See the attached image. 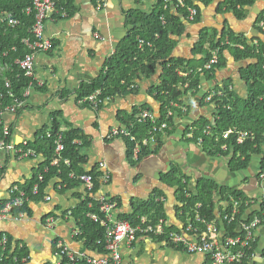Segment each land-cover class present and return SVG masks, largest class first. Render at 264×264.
Here are the masks:
<instances>
[{"label":"crops","instance_id":"crops-1","mask_svg":"<svg viewBox=\"0 0 264 264\" xmlns=\"http://www.w3.org/2000/svg\"><path fill=\"white\" fill-rule=\"evenodd\" d=\"M157 1L103 0L101 6H97L95 0L64 1L69 2V9L65 10L66 18H53L45 23L44 36L50 41L51 49L34 56L35 85L24 92L25 101L16 112L5 111L2 115L5 128L11 129L9 143L18 147L34 142L37 134L50 126L51 115L58 117L60 132H80L88 144L82 152L86 159V170L96 169L101 174L100 187L92 196L93 200L97 202L98 198H103L112 203L114 220L118 216L130 215L133 201L146 202L155 192H161L163 196L159 201L163 203L164 227L174 233H186L184 230L190 219L185 214L182 222L181 206L175 200L176 187H171L164 178L171 172L186 182V189L192 195L201 180L211 181L218 188L232 190L250 202L243 217L247 213L248 217L264 214V180L259 178L264 165V145H260L258 154L251 156L247 168L235 171L230 166L233 155L231 150L224 156H210L193 138L187 137L186 131L196 122L214 125L215 107L204 97L223 90L224 85L239 102L247 99L248 85L242 79L241 71L253 62L236 61L228 50L218 54L217 50L209 49V42L216 43L224 34L233 33L243 36L248 44L256 40L264 44V34L257 30L258 17L264 11V0H256L247 9L243 20H237L232 12L221 7L225 0H210L208 3H204V0H189L197 7V10L194 8L196 18L191 22L187 15V20H182L177 14V10L184 8L168 6L170 15L180 18L181 23L180 32L176 36H168L169 42L173 44L168 60L198 67L204 53L211 56L217 52L220 69H215L210 79L200 75L197 93L180 89L181 105L177 109L185 116L180 119L175 117L172 125L161 132L158 138L155 137L157 142L154 145L143 148L155 152L140 161H134L133 154H130L128 139L123 136L109 139L108 135L112 130L121 129L129 133L126 125L131 119H136L141 111L149 112L156 120L163 115L164 108L153 91L162 81L160 67L157 66L156 72L149 78L141 77L133 81L130 90L134 89L135 93L108 97L97 108L80 104L76 100L75 93L80 84L96 83L105 73L106 63L122 41L135 29H140L138 23H130V18L138 15L152 17L158 11ZM204 34L209 41L205 40L200 50L199 44ZM139 36L137 41L140 40ZM200 70L196 72L200 73ZM178 76L183 77L184 74L178 73ZM38 83L42 86L39 87ZM208 130L209 135L205 136L213 137L209 127ZM189 133L193 136L192 129ZM0 162L3 164L0 207L9 199L8 190L12 186L21 189L46 172L41 155L19 159L12 154L1 153ZM99 164H103V167ZM43 193V197L36 203L26 204L27 211H21L20 208L0 220V236L6 235L10 252H23L21 260L14 264H59L58 244L78 258L104 256V249L101 252L86 243L71 216L72 210L85 198V186L68 190L62 187L59 179L53 178L46 183ZM212 198L214 219L207 224H215L220 238H223L225 224L220 214L233 197L229 196L226 200L216 192ZM192 229L203 233L205 225L195 220ZM75 231L79 233L75 234ZM254 233L252 264H264V225L259 226ZM186 239L189 243H196L194 238ZM117 252L121 264H210L205 253H187L141 235L136 236L131 244L124 241L119 243Z\"/></svg>","mask_w":264,"mask_h":264},{"label":"trees","instance_id":"trees-1","mask_svg":"<svg viewBox=\"0 0 264 264\" xmlns=\"http://www.w3.org/2000/svg\"><path fill=\"white\" fill-rule=\"evenodd\" d=\"M33 1L0 0V16L10 15L18 22L15 28H10L6 24L0 23V140L3 139L7 142H9L11 129L5 128L2 123V115L7 108L23 103L25 101V98H23L24 92L31 85H35L34 80L27 79L16 64L18 60L29 54V50L22 43V40L30 37L29 31L33 23V14L26 15L25 10L31 8ZM209 1L204 0V3ZM157 2L158 11L152 17L138 15L130 18V23L132 25L138 23L141 26L140 29H135L122 41L113 57L106 63L105 73L96 83L90 85L80 84L75 93L77 101L97 91L100 92L98 98L101 101L108 97L112 98L114 95L135 93L134 89L130 90L133 81L141 77L144 79L149 78L156 72L158 66L162 69V81L160 86L153 91L164 109L163 115L156 120L157 125L166 123L169 128L175 117L180 119L185 116L177 109V106L181 105L179 101L181 97L180 89L183 91L192 90L197 93L200 88V75L210 79L215 69H220V61L218 60L217 65L211 71H205L203 66L210 59L211 56L209 54L204 53L198 67L189 66L188 64L184 65L175 60H168L169 51L173 47V44L168 40V36H176L180 32L181 23L180 18L170 15L169 10H163V0H158ZM255 2L256 0H225L221 7L225 11L232 12L237 20H243L247 15V9L251 8ZM58 4L66 11L69 9V2L59 0ZM189 7L197 10V7L189 0L185 1L184 10H177V14L183 18L182 20H187L186 8ZM263 14L264 11L258 17L257 24L262 20ZM257 30L259 33L264 34L263 28L258 26ZM137 36L140 39L138 41ZM206 36L204 34L199 44L200 50L203 49L202 44H204ZM222 42H226V44L221 45ZM149 44L150 47L148 46ZM238 47H241V49ZM209 49L217 50L218 54L222 50H228L236 61L250 60L253 62L252 65L241 71L242 79L248 85V97L244 102H239L235 95L224 85L223 90H221V98L214 95L209 101L214 105L216 111L214 125L209 122H196L187 128L186 131L189 133L190 129H192L193 140L200 139L202 148L210 156H224L228 150H231L233 153L230 162L232 170H244L247 168L251 156L258 154L260 145H264V44L260 40L248 44L243 36L227 33L223 35L220 41L216 43L214 41L209 42ZM197 69H201V72L197 73ZM178 73L184 74V76L180 77ZM206 97L207 95L204 98L206 99ZM167 111L171 112V117H166ZM50 118V126L42 129L37 134L34 142L19 146L23 151L33 152L35 156L41 155L44 158L46 168V172L42 173L43 180L39 184L37 195H32V187L37 181L36 178L32 183L23 186L21 189L25 191L28 202L36 203L43 197L45 185L50 179H59L62 187L65 186V189L71 190L84 185L83 178H89L92 190L90 193L87 192L85 198L72 210L71 216L86 243L102 252L105 230L99 224L91 222L86 217L88 213H97L98 204L94 202L93 197L100 187L101 174L96 169L86 170V159L84 153H82L87 149L88 145L85 137L78 131L60 132L58 117L51 115ZM130 121L126 127L131 137L137 142L145 139L151 130L150 124H137L135 119ZM130 125L133 127L131 128ZM207 126L212 131L213 137L203 135V130ZM5 130L8 132V136H4ZM228 130H231L232 134L224 140L222 135ZM238 132H247L250 135L240 145L236 144V133ZM158 135L159 133H156L155 137L158 138ZM58 136H60L61 150L56 152L54 142ZM251 136L253 139H251ZM75 141H80L82 143L81 146H76ZM130 145L128 148L130 154H132L134 145L132 143ZM222 148L225 149L223 150ZM154 152L155 150L143 149L136 162ZM236 153L239 154L238 158H236ZM53 161H57L55 166H51ZM164 178L169 181L171 187H176L175 200L180 204L182 210V217L180 218L184 223L182 218L187 214L191 226L195 225L194 217L196 214L206 223L213 221V193L219 192L220 196L226 200L229 196L233 198L239 197L238 193L218 188L214 183L207 180H201L198 183L195 194L192 195L186 189V182L182 178H178L175 172H171ZM162 196L161 192H155L146 202L133 201L131 203L132 213L118 216L117 221L125 222L132 228L156 225L159 220H164L163 203L159 201ZM26 204L22 206L21 211H27ZM88 204L92 205V209H88ZM196 204L201 205L198 211L195 209ZM244 211L245 209L240 210L236 223L240 222ZM142 218L146 219L144 224L141 222ZM224 228L228 236L235 233L234 225L226 227L225 224ZM170 232H172L171 229L165 228L166 234L164 236L154 237L148 235L147 237L160 244L162 241H166L167 234ZM177 234L179 233L177 232ZM136 236H140V234L137 233ZM252 246L249 256L254 253ZM22 255L23 252L20 250L11 253L9 245L5 250L0 247V264L17 263L21 260Z\"/></svg>","mask_w":264,"mask_h":264},{"label":"built area","instance_id":"built-area-1","mask_svg":"<svg viewBox=\"0 0 264 264\" xmlns=\"http://www.w3.org/2000/svg\"><path fill=\"white\" fill-rule=\"evenodd\" d=\"M59 0H34L31 8L25 10L26 15L33 14V23L29 31V39L22 40V43L28 48L29 54L25 55L21 60H18L16 64L20 67L24 76L27 79L33 80L34 71V56L41 52H48L51 49V43L44 36V26L47 20L53 18H66L67 13L65 9L59 6ZM68 1V0H62ZM186 0H163V10H166L169 5H173L177 9L185 8ZM103 0H95L97 6L102 5ZM188 21H193L196 18V10L192 7L186 8ZM0 23L6 24L10 28H15L18 22L13 19L10 15H1ZM259 27L264 29V14L262 15V20L259 21ZM141 44V43H140ZM241 49V47H238ZM218 63L217 52H214L208 62L203 66L205 71H211ZM201 71V70H200ZM39 87L42 86L41 83L37 84ZM100 92L97 91L94 94L80 100L78 103L83 105H91L93 108H97L102 102L99 100ZM216 95L221 98L222 92H213L210 96L206 97V101H210L211 98ZM22 106V103H18L6 109L7 112L14 113L18 108ZM170 111H167L166 117H171ZM137 124L149 123L151 130L148 132L147 137L140 142L135 141L131 137L130 132L125 130H112L108 138L114 139L115 137L123 136L129 140L130 143L134 144L132 150V156L134 161L138 159L140 152L143 148L149 145H154L156 143L155 135L156 133H161L168 129L166 123H161L157 125L156 119L147 111H141L137 118L135 119ZM132 128L133 126L130 125ZM127 131H129L127 129ZM8 132L4 131V136H8ZM232 134L231 130L226 131L222 138L226 140ZM203 135H209L208 127L204 129ZM250 135L247 132L236 133V144H242ZM187 137L192 139V134L188 133ZM252 139V136H251ZM197 145H201V140L197 139L195 141ZM54 144L56 145V152L61 150L60 136L57 137ZM76 146L80 147L81 142L75 141ZM23 144L22 146H24ZM224 149V148H222ZM9 153L14 157L19 159H27L34 157V153L31 151H23L20 147H13L6 140H0V154ZM57 161H53L51 166H55ZM103 167V164H99ZM3 171V164L0 162V176ZM261 180H264V165L262 172L259 175ZM42 176L37 178L36 183L32 187V195H37L39 190V184L42 183ZM83 183L87 192L90 193L92 190V185L89 178H83ZM9 199L4 202L0 207V220L6 216L11 215L16 210L22 208V206L28 203V198L25 191L12 186L8 190ZM47 199V198H46ZM48 200V199H47ZM98 207L97 213H88L86 215L87 219L95 224H99L105 230L104 236V251L106 254L100 258H78L74 256L71 252L67 251L65 247L61 244L57 245V256L59 259V264H121L120 256L117 252V245L122 241L131 244L134 241L136 234L139 233L141 236L152 235L154 237H162L165 233L164 222L162 220L154 226H145L143 228H132L125 222H119L112 218V211L114 205L103 198L97 200ZM201 205L196 204L195 209L198 211ZM250 207V202L241 197L230 198L227 206L221 212L220 217L222 223L226 225H235L236 219L240 213L241 209H247ZM88 209H92V205L88 204ZM251 217V218H250ZM246 220H243V216L239 223L236 224V233L233 235H226L220 238L219 230L215 224H207L202 220L198 214L195 215L196 222L205 225V230L203 233L197 232L192 229L190 224L185 227V232L182 234H177L170 232L167 234L166 241H162L163 245H171L173 248L180 249L181 251L187 253L202 252L205 253L210 264H252V259L254 255L249 256L251 246L255 242L254 231L264 225V214L252 215ZM142 224L145 220H141ZM78 234V231L74 232ZM186 238L196 239V243H189ZM8 246V239L5 234L0 236V247L5 250ZM1 259V258H0ZM251 259V263H250ZM1 262V260H0Z\"/></svg>","mask_w":264,"mask_h":264},{"label":"water","instance_id":"water-1","mask_svg":"<svg viewBox=\"0 0 264 264\" xmlns=\"http://www.w3.org/2000/svg\"><path fill=\"white\" fill-rule=\"evenodd\" d=\"M258 35H260V34H258ZM247 217H248V213L243 217V220H246Z\"/></svg>","mask_w":264,"mask_h":264},{"label":"rangeland","instance_id":"rangeland-1","mask_svg":"<svg viewBox=\"0 0 264 264\" xmlns=\"http://www.w3.org/2000/svg\"><path fill=\"white\" fill-rule=\"evenodd\" d=\"M148 46H150V44H149ZM187 224H188V223H187Z\"/></svg>","mask_w":264,"mask_h":264}]
</instances>
